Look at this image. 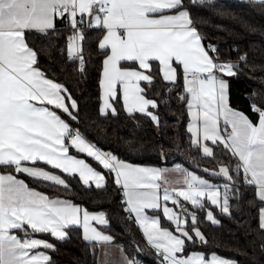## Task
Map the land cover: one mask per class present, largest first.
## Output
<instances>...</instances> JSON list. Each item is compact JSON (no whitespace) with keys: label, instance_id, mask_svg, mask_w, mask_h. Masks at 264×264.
I'll return each instance as SVG.
<instances>
[{"label":"snow or ice","instance_id":"1","mask_svg":"<svg viewBox=\"0 0 264 264\" xmlns=\"http://www.w3.org/2000/svg\"><path fill=\"white\" fill-rule=\"evenodd\" d=\"M248 2L264 11V0ZM196 5L215 7L213 0H0V264H52L48 251L56 247L45 237L63 241L72 225L82 227L94 264H142L140 242H118L90 223L108 225L103 211L89 212L63 195L71 192L74 174L97 189L111 179L122 196L120 207L141 230L157 264H235L189 248L208 243L200 214L219 226L214 209L231 217L248 189H254L249 204L260 205L256 230L264 236V77L260 88L246 94V110L231 106L225 77L244 72L247 56L238 54L233 61L216 44L205 45ZM58 26L69 33L73 74L82 76L93 57H102L101 116L109 110L119 116L122 100L123 112L137 127L150 118L159 129V103H166L163 97L176 91L182 78L176 95L187 102L188 148L213 167L198 174L182 163L139 166L87 139L79 127L78 102L40 64L41 54L50 56L57 46ZM35 37L39 45L30 40ZM175 144L177 151L183 146ZM72 149L92 158L107 176ZM160 155L167 162L163 145ZM161 208L168 227L146 214Z\"/></svg>","mask_w":264,"mask_h":264},{"label":"trees","instance_id":"2","mask_svg":"<svg viewBox=\"0 0 264 264\" xmlns=\"http://www.w3.org/2000/svg\"><path fill=\"white\" fill-rule=\"evenodd\" d=\"M213 3L215 7L195 6L193 12L200 18L197 27L205 36L204 44H216L225 57L236 61L238 54H246L248 63L244 72L236 78L225 77L229 82L231 106L246 110L248 107L246 94L260 88V78L264 77V11L250 6L248 0H213ZM58 27L62 35L57 41V46L51 51L50 56L46 53L41 54L40 64L50 78L64 83L78 102L79 127L87 139L102 150L111 151L120 159L140 166L171 167L175 163H182L184 167L198 171V174H203L199 169L213 167L214 162L209 163L202 159L195 149L188 148L190 134L187 132V102L179 100L176 95V91L183 89L182 78L177 90L163 97L166 103H159L157 112L161 120L159 129L152 124L150 118L140 119L137 127L136 122L123 112L122 101L118 105L121 107L119 116L114 117L111 112L101 116L99 77L102 71V57H93L82 76L73 74L71 71L73 65L67 61L66 36L69 33L64 31L63 26ZM30 40L36 45L41 43L38 37ZM61 48L64 49L63 53L60 51ZM149 97H152L151 93ZM155 98L158 101L162 99L160 96ZM136 115L140 117V114ZM176 141L183 145L179 151L176 150ZM160 145L164 146L168 155L167 162L161 158ZM71 153L83 157L107 176L106 170L86 154L77 153L74 149ZM75 177L70 181L71 192L63 195L89 211H103L109 221L103 228L105 231L126 246L132 240L140 242L144 251L137 259L142 264H157L155 255L146 245L141 230L134 220L127 219V214L120 207L122 196L111 179L108 180L106 188L97 189L92 184L91 187L84 185L77 175ZM21 178L27 179L24 176ZM27 182L38 190L51 191L44 183L34 184L31 180ZM253 199L254 189L246 190L239 209L232 208L231 217L214 209L216 218L221 222L219 226H213L205 221L204 214L201 213L200 227L206 234L208 243L197 244L190 247L189 251H200L206 255L214 252L233 260L235 264H264V251H261L264 236L256 230L260 205L258 202L249 204L248 201ZM232 203L235 205L236 202L233 200ZM208 206L212 207L210 204ZM158 215L161 225L168 227L170 222L161 213ZM66 232L67 237L63 241L50 236L45 237L56 247L55 251H48L52 264H94L90 251L82 239L81 228L70 226Z\"/></svg>","mask_w":264,"mask_h":264},{"label":"crops","instance_id":"3","mask_svg":"<svg viewBox=\"0 0 264 264\" xmlns=\"http://www.w3.org/2000/svg\"><path fill=\"white\" fill-rule=\"evenodd\" d=\"M122 101V100H121ZM100 103H101V101H100ZM108 112H111V110H109ZM187 114H188V110H187ZM189 120H190V118H189V116H188V122H187V125H188V123H189ZM220 125H221V129L223 130V127H224V125H223V120L221 119V121H220ZM75 150V149H74ZM76 151V150H75ZM79 158H82V159H84L83 157H80V156H78ZM87 162V161H86ZM129 163V162H128ZM42 166V165H41ZM140 166V165H139ZM45 167H47V166H45ZM144 167H151V166H144ZM74 175H77L78 176V174H74ZM21 178V177H20ZM78 178H79V176H78ZM94 185L95 186V184L93 183V182H90V185ZM169 207L171 206V202H169V205H168ZM81 208L82 209H86V208H84L83 206H81ZM87 210V209H86ZM89 211V210H88ZM176 211H179V209H176ZM89 212H92V213H95V212H100V211H89ZM158 213H161L162 215H163V211H162V208L160 209V210H146V214L147 215H149V216H157V217H159V215H158ZM106 216V215H105ZM163 217H164V215H163ZM165 218V217H164ZM81 219H82V214H81ZM107 219V218H106ZM159 219H160V217H159ZM93 226H95V227H97L98 229H100L101 231H104L106 234H109L107 231H105L103 228H104V226H106V225H104V226H101V225H99V224H97L96 223V221H91L90 222ZM72 226H79L80 228H81V230H82V232H83V229H82V227L80 226V225H72ZM162 226V225H161ZM70 227V226H69ZM164 227V226H163ZM173 231H174V228H173ZM49 254V253H48ZM211 254V253H210ZM210 254H209V256H210ZM218 255V254H217ZM218 256H220V255H218ZM220 257H223V256H220ZM223 258H225V257H223ZM228 259V258H227ZM230 260V259H229ZM233 261V260H232Z\"/></svg>","mask_w":264,"mask_h":264},{"label":"rangeland","instance_id":"4","mask_svg":"<svg viewBox=\"0 0 264 264\" xmlns=\"http://www.w3.org/2000/svg\"><path fill=\"white\" fill-rule=\"evenodd\" d=\"M170 207H173V205L171 204V206ZM176 210V209H175ZM219 210V209H218Z\"/></svg>","mask_w":264,"mask_h":264}]
</instances>
